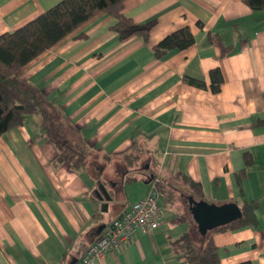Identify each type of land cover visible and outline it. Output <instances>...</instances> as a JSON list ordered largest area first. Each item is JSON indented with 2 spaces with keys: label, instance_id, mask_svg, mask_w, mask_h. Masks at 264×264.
<instances>
[{
  "label": "crops",
  "instance_id": "crops-1",
  "mask_svg": "<svg viewBox=\"0 0 264 264\" xmlns=\"http://www.w3.org/2000/svg\"><path fill=\"white\" fill-rule=\"evenodd\" d=\"M59 1L0 0V34ZM123 11L140 24L156 21L147 42L136 36L120 41L114 19L100 13L19 72L79 129L97 163L83 171L54 166L56 149L38 136L32 117L0 136V264L78 260L148 191L141 178L123 184L119 158L99 164L102 154L114 156L133 144L157 156L161 178L184 172L199 183L203 196L196 200L239 208L253 202L256 226L212 237L220 264H264V10H252L245 0H125ZM185 26L193 45L156 58L152 47ZM210 34L230 48L227 54ZM216 68L222 83L214 93L209 72ZM244 152L253 163L240 187L235 173L244 168ZM100 184L111 197L105 212L94 193ZM159 203L164 216L157 228L137 230L96 264H188L173 245L184 232L198 233L188 203L184 209Z\"/></svg>",
  "mask_w": 264,
  "mask_h": 264
},
{
  "label": "trees",
  "instance_id": "trees-1",
  "mask_svg": "<svg viewBox=\"0 0 264 264\" xmlns=\"http://www.w3.org/2000/svg\"><path fill=\"white\" fill-rule=\"evenodd\" d=\"M124 1L61 0L16 30L0 34V136L15 127L23 126L27 117L33 116L38 122V136L49 141L56 149L54 166L67 164L73 171H83L88 170L92 163H97L92 161L93 150L79 129L69 122L63 111L41 89L20 78L19 72L46 50L75 35L82 25L100 13L108 14L114 19L111 29L118 34L120 41L136 36L147 42L156 21L150 20L143 24L135 22L125 15ZM245 3L252 10H264V0H245ZM80 37L82 34L75 36ZM209 41L220 47L222 55L229 52L230 48L219 44L216 34H210ZM193 43L194 35L185 26L164 36L152 47V53L161 59L170 51L185 50ZM209 77L211 91L218 92L222 83L220 70L212 69ZM189 82L202 86V82L196 80ZM112 157L119 158L124 165L123 184L139 178L147 182L149 174H152V179L147 183L148 190L154 187L163 205L180 203L184 209L183 202L188 203L184 195L203 196L201 185L184 172H176L168 179L161 178L156 170L159 166L157 156L140 145L133 144L114 156L102 154L103 162L99 164L113 160ZM252 163L250 153L244 152V168L235 173L238 186L241 185L246 167ZM151 168L156 171H150ZM240 210L241 218L213 229L205 238L196 230L184 232L173 242L174 247L183 253L188 264H220V253L214 244L213 233L256 226L258 223L253 202L243 201ZM181 218L185 220L186 214L183 213ZM69 262L61 260L59 264Z\"/></svg>",
  "mask_w": 264,
  "mask_h": 264
},
{
  "label": "built area",
  "instance_id": "built-area-1",
  "mask_svg": "<svg viewBox=\"0 0 264 264\" xmlns=\"http://www.w3.org/2000/svg\"><path fill=\"white\" fill-rule=\"evenodd\" d=\"M158 197L156 189L151 187L142 199L111 221L103 233L87 247L76 264H96L110 251H119L137 230L150 234L159 226L164 216Z\"/></svg>",
  "mask_w": 264,
  "mask_h": 264
},
{
  "label": "water",
  "instance_id": "water-1",
  "mask_svg": "<svg viewBox=\"0 0 264 264\" xmlns=\"http://www.w3.org/2000/svg\"><path fill=\"white\" fill-rule=\"evenodd\" d=\"M152 174H149L147 183L152 179ZM96 198L101 201V211L107 210L108 203L111 199L106 188L100 184L94 191ZM188 202V210L197 225V231L202 238H205L208 232L213 229L227 225L239 218L242 213L238 205L234 202H229L221 205L209 204L204 200H196L192 195H186ZM105 225H100L95 235H99L104 229ZM77 258H72L68 264H75Z\"/></svg>",
  "mask_w": 264,
  "mask_h": 264
},
{
  "label": "rangeland",
  "instance_id": "rangeland-1",
  "mask_svg": "<svg viewBox=\"0 0 264 264\" xmlns=\"http://www.w3.org/2000/svg\"><path fill=\"white\" fill-rule=\"evenodd\" d=\"M31 117L35 119V117H33V116H31ZM31 117H30V116H29V117H27V120H28V119H30ZM108 164H109V166H112V165H113V163H111V162H110V163H108ZM185 196H186V195H184V197H185ZM183 204H184V207H185V206H187V203H186V201H185V202H183ZM105 228H106V227H105ZM105 257H106V256H105ZM105 257H104V258H105Z\"/></svg>",
  "mask_w": 264,
  "mask_h": 264
}]
</instances>
